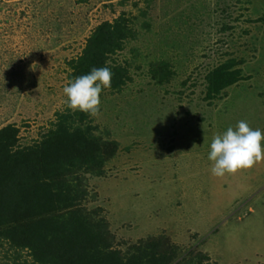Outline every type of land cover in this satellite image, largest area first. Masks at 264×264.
<instances>
[{"label":"rangeland","instance_id":"rangeland-1","mask_svg":"<svg viewBox=\"0 0 264 264\" xmlns=\"http://www.w3.org/2000/svg\"><path fill=\"white\" fill-rule=\"evenodd\" d=\"M120 18L125 37L105 66L123 82L101 93L97 117L67 109L73 60ZM223 64L240 78L209 95ZM241 120L264 130V0H0V130L13 152L64 121L102 143V170L74 182L122 264L151 240L172 264H264V161L217 178L207 159L213 136ZM5 217L0 264H32L6 243Z\"/></svg>","mask_w":264,"mask_h":264},{"label":"trees","instance_id":"trees-1","mask_svg":"<svg viewBox=\"0 0 264 264\" xmlns=\"http://www.w3.org/2000/svg\"><path fill=\"white\" fill-rule=\"evenodd\" d=\"M125 23L120 18L93 32L81 56L73 60V76L105 67L107 54L121 49ZM239 78L232 66L220 65L206 77L209 95L219 94ZM121 82L123 75L117 70L111 83ZM67 122L50 131L30 153L11 151L15 136L0 130V210L12 223L6 243L15 255L18 250H28L32 264H122L105 243V226L79 207L81 188L74 182L80 181L78 171H101L110 154L90 132L73 129ZM70 168L75 170L69 175L71 182L64 180V172ZM161 247L156 240L142 242L127 262L172 264L174 253Z\"/></svg>","mask_w":264,"mask_h":264},{"label":"clouds","instance_id":"clouds-1","mask_svg":"<svg viewBox=\"0 0 264 264\" xmlns=\"http://www.w3.org/2000/svg\"><path fill=\"white\" fill-rule=\"evenodd\" d=\"M113 73L109 67H94L69 80L63 88L66 108L97 117L101 113V93L111 88ZM207 159L212 176L221 178L251 169L264 161V130L254 129L245 120L213 136Z\"/></svg>","mask_w":264,"mask_h":264}]
</instances>
